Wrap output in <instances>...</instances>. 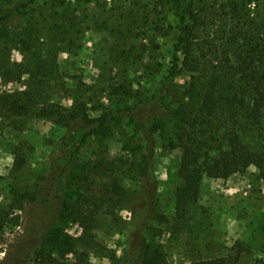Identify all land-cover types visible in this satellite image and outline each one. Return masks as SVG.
<instances>
[{
  "label": "rangeland",
  "instance_id": "obj_1",
  "mask_svg": "<svg viewBox=\"0 0 264 264\" xmlns=\"http://www.w3.org/2000/svg\"><path fill=\"white\" fill-rule=\"evenodd\" d=\"M224 1L184 0L193 9V18L186 21L194 30L193 42L212 49L213 65L227 56L224 40L229 26L219 18ZM239 1L245 2L248 18L264 10V0ZM64 2H69L78 18L79 48L74 49L76 56L62 49L55 64L66 67L72 86L81 82L95 94L89 103L57 79V86L36 100L33 115H5L3 100L24 98L21 93L29 83L28 75L16 80L4 74L6 67L14 71L25 62L20 38L13 39L14 34L22 35L23 25L15 32L8 27L10 41L1 47L0 56V262L19 252L31 232L43 229L38 219L45 215V208L35 198L47 180L53 190L46 194L45 206L57 209L63 203H80L83 213H97L90 233L76 217L68 219L65 213L60 227L73 242L72 249L64 257L47 254V263L141 264L142 247L149 242L162 249V264L227 254L237 256V264L264 261V179L258 169L250 167L227 179L203 178L196 203L179 214L175 190L180 184L181 152L165 133L151 136L150 177L139 178L137 164L147 151V137L160 107L159 101H153L171 68L169 50L177 35L174 0ZM29 15L46 25L48 7L38 5ZM117 43L135 46L141 59L134 65L115 61L112 50ZM125 48L120 44V51ZM174 75L177 83L188 80L180 69ZM123 91L127 94L121 96ZM54 105L65 109L76 105L91 118L108 112L111 135L102 141L90 136L80 143L89 128L76 126L69 131L37 116L39 110ZM113 186L117 187L114 192ZM147 195L153 207L140 229ZM25 259L29 264L39 262L35 253Z\"/></svg>",
  "mask_w": 264,
  "mask_h": 264
},
{
  "label": "trees",
  "instance_id": "obj_2",
  "mask_svg": "<svg viewBox=\"0 0 264 264\" xmlns=\"http://www.w3.org/2000/svg\"><path fill=\"white\" fill-rule=\"evenodd\" d=\"M38 5L48 7L46 25H40L29 15ZM174 6L177 9V35L169 50L171 68L160 84L158 98L153 101H159L160 107L147 137V151L137 167L141 181L147 180L153 156L151 136H164L168 133L181 152L178 168L180 184L175 190V200L176 211L182 214L196 203L203 178L227 179L254 167L264 179V10L257 17L248 18L249 11L245 2L225 0L221 4L219 18L222 24L229 26L224 40L227 56L213 65L212 49L193 42L194 30L186 22L194 16L192 7H186L184 0H174ZM77 19L69 2L64 0H0V56L1 47L10 41L8 27L15 32L19 25H23L22 35L14 34L13 39L20 38L25 59L24 64L17 65L14 71L6 67L4 74L16 80L22 75L29 77L28 90L21 93L24 98L20 95V98L7 97L3 100L1 109L5 115H33L36 100L47 95L48 89H53L57 84V79L72 94L85 96L92 103L91 96L95 94V90L81 82L72 86L68 79L72 75L65 72L66 67L55 64L56 56L62 49L73 56L77 55L74 50L79 48L76 44L79 34L76 29L79 26ZM43 33L46 37L41 40ZM120 44L126 47L125 50L120 51ZM112 53L115 61L122 63L131 62L134 65L141 59L135 52V46H127L126 43H117ZM2 65L3 61L0 60V66ZM176 69H180L188 77L185 83L174 81ZM130 87L131 84H128L127 88ZM126 94V91L120 93L121 96ZM151 97L154 98L153 95ZM37 116L50 119L69 131L76 126L89 128L88 132L82 134L80 143L90 136L102 141L111 135V116L108 112L91 118L76 105L69 109L54 105L39 110ZM71 138L75 136L71 135ZM134 165L132 163L130 169ZM53 170H57V166ZM51 184L47 180V184L42 186L35 198L45 208V215L38 219L42 220L43 229L40 233L29 232L19 252L0 264H29L25 259L29 253L38 256L39 262L36 264H53L46 262L47 254L64 257L73 246V242L60 227L65 213L68 219L76 217L85 231L93 228L97 213H83L80 203L75 204L76 206L63 203L57 209L45 206V197ZM113 187L115 188L111 191L114 192L117 187ZM149 198L147 195V199H143L146 203L140 214V229L145 226L152 211L153 205ZM1 226L2 224L0 228ZM142 248L141 264L165 262L160 246L149 242ZM237 263V256L227 254L184 264ZM255 264H264V261Z\"/></svg>",
  "mask_w": 264,
  "mask_h": 264
}]
</instances>
